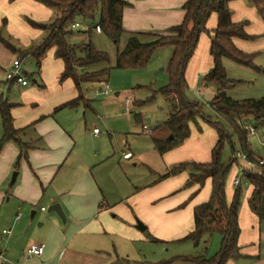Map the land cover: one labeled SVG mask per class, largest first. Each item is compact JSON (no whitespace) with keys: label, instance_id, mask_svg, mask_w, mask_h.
<instances>
[{"label":"crops","instance_id":"obj_1","mask_svg":"<svg viewBox=\"0 0 264 264\" xmlns=\"http://www.w3.org/2000/svg\"><path fill=\"white\" fill-rule=\"evenodd\" d=\"M30 1L45 6L35 0H0V20L6 14L13 17L15 5L17 9L31 7L28 5L32 3ZM125 1L128 5L123 10V26L128 32L123 36L128 38L130 32L167 34L171 27L182 23L186 15L184 6L187 0ZM217 24V14L214 13L208 22L209 30L213 32ZM32 28L29 37L23 39L24 43H32L44 33L43 41L46 32ZM87 29L88 26L82 24V28L77 30ZM95 32L103 34L100 29ZM80 34L87 38V33ZM203 35L206 42L191 59L185 76L190 85L199 81L200 92L211 89L213 99L217 88L207 83L205 77L202 78L214 65L211 38ZM11 45L15 48L13 60L20 59L23 64L25 58L33 56L22 53L26 46ZM3 62L7 72L12 60L3 59ZM52 64L55 66L54 73L48 78L46 69ZM102 65L84 70H99ZM64 67L63 60L55 56V47H52L42 56L40 66L36 60V68L41 73L40 81L34 80L36 87L29 83L16 84L7 78L0 84V99L11 104L14 127L21 130L22 140L30 146L19 163L20 147L14 141L7 142L0 151V264H130L119 253L116 243L114 252H109L108 239L142 238L137 220L146 226L144 231H151L148 238L152 241L166 245L170 241L185 240L195 228V207L210 198L212 180L207 179L200 190L198 185L183 189L192 168L177 174H166L173 164L210 162L219 136L212 133L210 140L200 137L201 128L196 122L191 125L190 137L181 145L161 153L155 139H170L164 123L169 118L171 105L165 101L166 116L148 119L149 123L156 122L158 127V135L153 137L152 142L142 141L138 145L134 141V144L128 140L119 141L115 138V129L109 128L110 142L98 140L96 143L101 150L94 153L91 150L93 141L87 138L90 137L87 111L82 112V109L91 107L85 92L86 84L100 81L102 75L85 83L83 94H80L72 78L60 82ZM23 72L28 79L29 73ZM121 94V91L116 92L118 98ZM77 99L75 106L60 108ZM209 107L213 111L210 103ZM138 115L137 120H141ZM94 130V136L100 139L101 132ZM2 135L0 112V139ZM126 153L131 155L125 157ZM237 166L242 176H237L241 184L244 177L240 165ZM14 172L17 176L12 182ZM235 189L230 190L228 204ZM251 193L249 185L247 191L243 190L242 202L245 203H241L239 209V245L244 257L229 260L226 264H237L263 254L264 222L246 201ZM55 203L61 205L65 220L50 209ZM6 229L11 233H4ZM78 236L81 237L76 240ZM34 243L44 244V253L28 259L26 250ZM83 249L96 254V257L84 260L81 255ZM106 255L111 260L104 258ZM178 256L193 255L178 253L172 259ZM112 258L117 261L112 262Z\"/></svg>","mask_w":264,"mask_h":264},{"label":"trees","instance_id":"obj_2","mask_svg":"<svg viewBox=\"0 0 264 264\" xmlns=\"http://www.w3.org/2000/svg\"><path fill=\"white\" fill-rule=\"evenodd\" d=\"M52 9L55 17L49 22H37L29 19L32 27L46 32L41 44L22 51L24 55H33L40 66V60L46 51L55 47V56L64 62V71L61 81L72 78L83 94V85L95 77L108 73L110 68H101L95 71H85L90 66L110 62L108 53L98 50L93 41L94 31L100 28L101 32L115 45L121 42L122 36L128 32L123 26V10L128 5L125 0H35ZM231 0H187L185 3L186 15L182 23L171 27L167 34L130 32L125 47L118 50L115 68L137 69L145 67L156 50L162 47L173 49L169 62L170 83L159 89L152 90L149 98L157 95L166 97L171 105L169 118L164 125L172 138L166 140L155 139L161 153L181 145L191 135V125L196 123L198 115L203 114L200 103L190 100L186 95V66L192 57L199 37L203 32L211 38V55L213 68L205 75V80L217 88V94L210 102V106L219 118L218 122L210 123L218 131V141L212 149V159L207 163L186 161L174 165L166 174H177L192 168L186 186L198 185L200 190L207 179L212 180V192L207 202L194 209V230L186 237L199 246L207 234L219 233L222 235L221 250L213 257L206 255L178 256L174 261H186L191 264H226L229 260H238L244 257L239 245L241 229L239 225V209L243 197L241 186L236 187L230 204L226 200L225 178L233 164L241 165L243 161L232 158L229 163L223 159L226 142L232 144L233 153L241 152L249 160L257 162V156L247 138V131L240 123L243 119L251 118L256 121L264 120V98L247 101L235 100L230 97L225 88L232 83L228 78L223 59H231L240 64L251 66L253 55L239 50L234 40L236 38H252L245 31V22H235L229 10ZM255 5L264 20V0H248ZM216 13L218 24L213 32L207 25L212 14ZM75 22L87 25L88 29L80 33H87V40L81 44L71 41L77 29L71 26ZM79 31V30H77ZM11 50L15 48L0 36ZM85 69V70H84ZM83 70V71H81ZM81 99V98H79ZM63 104L60 108L75 106L77 101ZM11 104L0 99L3 135L0 139V151L9 141H14L20 147V158L27 153L29 144L21 138V130L16 129L11 114ZM206 117V116H205ZM206 118L211 119L210 116ZM229 125L225 129L224 124ZM237 136L239 151L235 150L232 140ZM258 164L255 170L243 172L244 179L252 187L249 203L251 209L264 222V163ZM163 176V177H166Z\"/></svg>","mask_w":264,"mask_h":264},{"label":"rangeland","instance_id":"obj_3","mask_svg":"<svg viewBox=\"0 0 264 264\" xmlns=\"http://www.w3.org/2000/svg\"><path fill=\"white\" fill-rule=\"evenodd\" d=\"M28 5L31 7L21 6L18 9L15 5L13 9L15 13L12 14L13 17L11 14H6L7 16L5 18L2 17L0 20V36L9 44H14L16 47L18 46L22 48L32 44H34L32 47H35L38 46V43L43 39L44 33L39 39L32 40V43H24L23 39H27L30 35L28 33H32L33 31V28L28 21L29 19L37 22H47L55 17L52 9L33 2ZM229 10L233 21L245 22V31L252 36V38L249 39L236 38L234 40L236 47L247 54L253 55V57L251 66L240 64L231 59H223V65L226 69L227 76L232 81V83L226 87L225 91L230 97L240 101L264 98V20L255 5L248 0H231L229 2ZM203 34L208 35L206 32H203L200 35L196 49L186 66V70L191 59L196 57V53L201 49L203 43L206 42L203 39ZM86 40L87 38H84L77 30L71 39V41L76 44H81ZM127 40L128 37L125 35L122 37L121 42L118 45H115L104 34L96 33L94 31L93 41L96 48L105 51L110 56V62L104 63V65L100 66L101 68H110L108 73L101 76L100 81L109 83L111 87V92L108 95L103 96L102 93H98V91L103 86L104 82L94 81L86 84L85 92L90 98L91 107L82 109V112L87 111V121L90 129V132L88 133L90 137L88 136L87 138L90 141H93L91 150L94 153L101 150L96 143L98 140L110 142L109 128L115 129V138L119 141L128 140L130 143H133L134 141L138 145H140L142 141L152 142L153 137L158 135V127L155 125L156 122L149 123L148 119L149 117H161L160 119H162L166 114L165 101L168 102L166 97L157 95L154 100H149L147 97L151 96V89L159 90L170 83L169 62L172 57L173 49L171 47L159 48L154 52L148 64L143 68H115L117 52L125 47ZM21 43L24 46H22ZM26 47L22 50H27L28 48ZM14 57L15 52H13V50H11L4 42L0 41V84L2 81L6 80V65H4L3 59H6V61L12 60L13 63ZM54 68V64L47 67L46 75L48 78L53 75ZM22 69L29 73L28 82L30 86L36 87L37 85L34 83V80L37 79L40 81L39 74H41L40 70L36 68V59L33 56L25 58L22 64ZM205 75L206 74H204L202 78H204ZM60 82H62L61 77ZM199 89V81H197V84L195 85H190L186 81L185 91L187 97L192 101L200 103L203 107L204 115H198L196 120L201 128L199 131L200 137L202 136V138L210 140V138H212V136H210L212 133L215 136L216 134L218 135L217 129L210 123V121L218 122L219 118L216 117V114L211 111L209 107V103L213 100V95H211L213 92L210 91L211 89L201 90L202 92H200ZM118 91H121L122 93L120 98L116 96V92ZM5 94H7V89H5ZM128 97L132 98V100L130 104L131 106L127 109L126 98ZM136 99L137 102H135ZM138 114L142 117L141 120H137L136 116ZM205 116H210L211 119H208ZM240 123L242 128L245 126L247 127L249 124H252L257 128L256 135L252 137L249 136L246 128L244 129L247 131V138L257 156V160L259 158L264 159V120L256 121L243 119ZM144 125H148L154 131L151 129V132H146L143 128ZM228 126L229 125L226 123L224 124L225 129H228ZM94 129H98L101 132L99 136L100 139H97L94 136ZM164 129L167 130V128ZM232 140L235 143V150L239 151L240 147L237 143V136L233 134ZM232 154V144L228 141L224 146V161L229 162L233 158ZM237 176L242 178L238 166L235 163L229 168L225 178L227 201L231 199L228 198V195H230V190L233 191L235 188L234 181ZM241 182L240 186L243 187V190L247 191L249 188L248 180L243 178ZM188 187L190 186H186L185 184L182 188L187 189ZM249 199L250 196H248L246 201L250 205ZM241 203L245 202H242L241 200ZM140 232L142 234V238L140 239L129 237L123 239V241L115 239L114 237L111 241L108 239L107 247L109 248V252H114V243H116L119 253H121L124 259L129 260L130 264H191L186 261H174L172 258L178 253H183L184 255L192 254L193 256L203 254L211 258L221 250L223 243L222 235L219 233H213L205 235L198 247L195 246L190 239H185L180 242L170 241L164 245L162 242L152 241L148 238L151 231L142 232L140 230ZM80 237L81 236H78L76 240ZM81 255L84 260H92L96 257V254L93 255V253L84 249L81 251ZM104 258L108 261L111 260V257H108L107 255L104 256ZM115 261L117 260L112 258V262ZM253 262H255V264H264V249L261 257L240 261L237 262V264H251Z\"/></svg>","mask_w":264,"mask_h":264},{"label":"built area","instance_id":"obj_4","mask_svg":"<svg viewBox=\"0 0 264 264\" xmlns=\"http://www.w3.org/2000/svg\"><path fill=\"white\" fill-rule=\"evenodd\" d=\"M71 27L73 29H79V28H82V24L80 22H75L74 24H72ZM98 29H100V28H98ZM6 78L8 81H11V82L16 83V84L27 85L29 83L26 75L22 71V62L20 59L14 60V62L12 63V65L10 66L8 71L6 72ZM109 92H111V87H110L109 83L104 82L103 86L99 89L98 93L108 94ZM130 104H131V98L128 97L126 99L127 109L130 106ZM143 128L146 132L152 131L148 125H144ZM244 128H246L250 137L256 135L257 128L254 125L249 124L247 127L245 126ZM94 131L99 132L98 129H95ZM130 155H131L130 153L124 154L125 157H129ZM233 157L241 159L243 161V164L240 165V170L242 171V173L245 172L246 170H251V169L255 170L258 167L257 163H259V164L264 163V159H261V158H259L257 160V162H253V161L249 160L241 152L235 153L233 155ZM239 184H240V178L237 177L234 181V186L238 187ZM4 233L9 234V233H11V230L6 229V230H4ZM44 250H45L44 244L34 243L28 247L25 255L28 259H32L33 257L41 256L44 253Z\"/></svg>","mask_w":264,"mask_h":264},{"label":"water","instance_id":"obj_5","mask_svg":"<svg viewBox=\"0 0 264 264\" xmlns=\"http://www.w3.org/2000/svg\"><path fill=\"white\" fill-rule=\"evenodd\" d=\"M170 138H172V136H170ZM16 176H17V172H14V173H13L12 182L15 181ZM50 209L56 211V212L60 215V217H61L63 220H65V214H64V211H63V209H62V207H61L60 204L55 203V204H53V205L51 206ZM137 228H139V229L142 230V231L146 230V226H145L140 220H137Z\"/></svg>","mask_w":264,"mask_h":264}]
</instances>
